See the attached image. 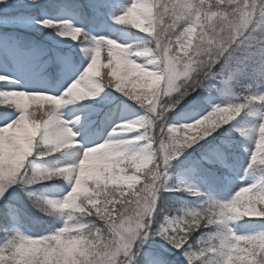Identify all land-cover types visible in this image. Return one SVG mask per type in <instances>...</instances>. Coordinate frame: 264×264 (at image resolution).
<instances>
[{
  "label": "clouds",
  "instance_id": "1",
  "mask_svg": "<svg viewBox=\"0 0 264 264\" xmlns=\"http://www.w3.org/2000/svg\"><path fill=\"white\" fill-rule=\"evenodd\" d=\"M153 2L151 16L133 11L121 17V23L130 24L151 39H144L131 52L126 51L124 45L107 40L113 49L110 55L124 58L128 64L139 70L133 77L137 85L133 99L139 97L141 106L147 107L149 111H153L154 101L158 100L164 105L173 101V96L168 93L172 91L170 82L179 74L178 65L182 63V59L178 53L181 50L185 57L191 51L199 58L201 64L197 67L202 69L199 78L204 83L211 80L208 78L211 69L204 70L209 54L214 53L220 46L231 47L235 44L234 55L264 62V0H227L223 8L220 7L221 0H211L210 9L205 7L204 0H173L172 11H169L165 0ZM176 5H179V13L175 10ZM193 10L205 12L203 24L208 31L202 36L190 23ZM196 18L201 19L199 12ZM77 38L78 33L72 35V39ZM132 56L145 57V63L154 66L145 68L143 64L132 60ZM8 81L9 77L0 76V85H4L0 89H9L0 91V103L24 108L30 105L43 107L55 105L60 99L44 93L16 91L7 86ZM182 86L181 84L180 87ZM239 111V107L234 109L231 106L213 108L207 115L192 123L170 125L169 139L165 141L160 138L163 146L152 147L153 141H149L137 148L134 159L122 165L120 182L113 181L116 186L105 193L112 200L117 194L128 199L126 202L116 201L120 203V208L108 213L106 218L100 212V200L93 195L83 198L76 191L75 184L62 198L45 196L40 201H30L39 214L51 219L54 230L45 235L33 236L25 234L19 227L0 228L4 236V243L0 244V264H136L138 256L130 255L131 245L142 238V233L147 235L144 233L145 222L152 223L155 192L158 186L163 187L166 184L170 175L168 169L161 171L162 165L158 161L165 155L173 154L177 148L191 147L198 143L205 138L203 134L209 128L231 121ZM165 115L168 117L169 113L165 112ZM139 126L142 125H131L133 129ZM32 127L35 129L38 126ZM239 131L249 139L255 135L254 158L264 154V122L258 128L251 126ZM74 135L73 133L66 140L60 141L45 138L44 147L55 152L61 147L73 146L76 143L72 139ZM121 143L122 141L106 140L95 145L93 149L86 150L85 154L89 151L94 155L109 152L118 149ZM261 158L264 159V155ZM72 171L74 165L71 164L63 168L55 167L49 170L46 178L66 177ZM116 172L113 169V175ZM0 175H3L2 170ZM104 175L107 184L109 173L105 172ZM236 196L239 197V206L230 207L222 202L223 206L217 209L216 214L220 218L217 223L222 228H226L227 221L236 214L264 217V210L253 203L246 189H240ZM58 224L60 226L57 227ZM180 230L185 229L181 227ZM218 243L229 253L226 264H258L253 251L257 248L264 251V237H239L233 243L230 229ZM259 264H264V259Z\"/></svg>",
  "mask_w": 264,
  "mask_h": 264
},
{
  "label": "snow or ice",
  "instance_id": "2",
  "mask_svg": "<svg viewBox=\"0 0 264 264\" xmlns=\"http://www.w3.org/2000/svg\"><path fill=\"white\" fill-rule=\"evenodd\" d=\"M4 2L5 0H0V3ZM31 2L36 3L37 0H31ZM204 3L206 8H211V0H204ZM226 3L227 0H221L220 7L223 8ZM165 4L168 5L169 11L174 10L173 0H165ZM153 8V0H129L128 3L121 6V10L117 14H110V19L115 24L127 27L130 24L121 23V17L133 11H138L144 16H151ZM175 10L179 13V5H176ZM197 12H199L200 20L196 18ZM9 15L13 16L20 14L13 12ZM204 17V11L193 10L192 19L190 21L192 26L196 28L197 33L201 36L208 31L206 25L203 24ZM37 23L42 24L44 27L55 29L57 35L63 38H70L73 42H77L81 46V51L84 52L85 56L89 59V63L85 65L84 71L75 81L67 86L66 90L61 95L48 94L60 97L55 105H47V107L30 105L24 108L0 103V109H3V112L0 113V170L3 171V175H0V198L4 197L6 191L16 184L27 187L53 179L55 176L51 179L46 178L49 175L50 169L37 167L35 160L45 156L62 153L68 158L67 162L56 168H63L68 164L74 165V171L69 173L66 177L59 176L68 181V192L72 190L75 184L76 191L80 193L83 198L93 195L94 198L99 199L100 212L104 214L106 218L108 213H112L114 209L120 208V203L116 201L122 200L126 202L128 199L126 196L117 194L115 199L112 200L105 195L106 192L111 191V189L116 186V183L120 182V170L122 169V165L126 162H131L135 157L136 149L142 145L148 144L149 141H153L152 147L163 146L160 144V138H163L165 141L169 139L171 136V132L169 131L170 125L188 124H170L165 112L170 113L175 111L188 97L195 99L193 93L199 95L198 90H209L206 83L202 82L199 78L202 74V69L198 68L197 65L201 64V61L191 51H189L186 57L183 56V50L178 53V55L181 56L182 63L178 65L179 74L170 82L172 91L168 93L172 95L174 99L171 103L166 105L161 104L158 100L154 101L155 107L153 111L155 115H153V111H149L147 107L141 106L139 97L133 99L136 95L135 89L137 86L133 77L137 75L139 70L128 64L124 58L110 55L113 49L112 46L107 43V40L114 39L105 36H90L83 28L75 26L69 20L52 21L50 19H42L37 21ZM130 28L135 29L131 25ZM76 33H78V38L72 39V35ZM148 39H151V37ZM241 39L243 38L241 37ZM116 43L124 45L126 51H133V47L130 45L122 44L117 41ZM235 47V44L231 47H218L214 53L209 54L207 66L204 69H211V71L208 72V78L222 82L225 86L222 91H224V94L229 96L230 99L224 105H211L209 101V106H206L204 110L189 117L192 122L204 117L211 112L213 108L222 109L228 106L234 109L239 107L240 111L234 119L225 122L222 126L229 125L230 122L234 121L245 111L249 115H258L261 119L260 123L264 122V111H261L260 108L257 107L258 104L264 106V93L257 94L254 91L257 86H264V62L250 60L246 56L234 55L233 50ZM102 53H104V63H101ZM131 59L137 61V63L143 64L145 68H152L154 66L151 63H145V57L132 56ZM102 68L105 69L103 73L101 72ZM242 73H250V82L244 87H237L239 83L238 78ZM0 76L9 77V84L15 83L8 75ZM181 84L183 85L182 87H180ZM105 88L119 89L118 92L138 102L144 109V115L136 120L124 122L114 127L113 132L109 134L106 140L122 141L118 149H113L98 155H94L89 151L86 155V150L93 149L95 145L102 144L106 140L88 145L80 143L77 139L79 134L74 131V129L76 125L81 123V117H76L75 121H65L61 119V113L58 110L74 102L95 98L99 96ZM13 89L28 93H43L24 91L17 88ZM5 90L9 89H0V91ZM8 109H13L14 112H9ZM260 123L253 126L258 128ZM134 124L142 126L133 129L131 125ZM32 125H37L38 127L34 129ZM220 128L221 126L209 128L203 135L207 138ZM132 132H136L137 135L130 139L123 138L122 134ZM73 133L75 135L72 139L76 141L73 146L61 147L59 151L55 152L44 147L43 140L45 138L57 141L66 140ZM255 138V135L251 138L254 142V150L248 148L244 149L249 157L248 166L249 168L255 167L264 169V159L261 158V155L264 154L257 155L255 158L253 156V153L256 152ZM106 147L108 146L106 145ZM188 148L189 147L177 148L173 154L165 155L162 160H159L158 164L162 165L161 171L168 169L171 166V161L180 157ZM211 155H214L219 162L223 163L226 160V157L220 149L211 150ZM203 159L209 164L214 162L208 155ZM81 161H83L82 165ZM195 164H199V162H195ZM113 169L117 170L114 175ZM105 172L109 173L107 177L109 182L107 184L105 183ZM77 179H79V183H77ZM240 189H246L252 197L253 203L261 210H264V204H261V201H264V186H244ZM162 191L186 192L192 196L202 198V202L198 208H182L179 210V215H165L162 221L157 222L154 213ZM237 192H235L231 199L225 202L204 193L195 185H183L174 188H168L166 185L163 187L158 186V190L155 192V210L152 212L151 216L152 223L148 224L147 221L145 222L146 227L144 228V233H147V235L142 233V238L137 239L131 245L132 251L130 255L139 256L143 246L149 239L158 236L173 248L181 251L189 264H226L229 253L218 241L224 236L228 229L231 230L233 243L237 242V238L239 237H245L246 239L264 237V231L255 234L237 233L231 227L230 222L246 217L241 214H236L233 218L229 219L226 228H222V226L217 223L220 218L217 216L216 212L218 208L223 206L222 202L227 203L230 207L239 206V197L236 196ZM67 193H65L64 196L67 195ZM25 195L30 201L34 202L40 201L43 198L28 191L25 192ZM196 221H198V223H196ZM181 227L185 230L181 231ZM210 227H214L216 230L207 235L202 233V239L198 242L200 243L199 249L193 250L192 244L190 243L193 236L198 232H202L203 229H208ZM173 229H175V231H173ZM53 230L54 229L51 228L49 232ZM253 255L256 256L258 264L264 259V251L258 248L253 251ZM152 264H163V261L159 258H153Z\"/></svg>",
  "mask_w": 264,
  "mask_h": 264
},
{
  "label": "rangeland",
  "instance_id": "3",
  "mask_svg": "<svg viewBox=\"0 0 264 264\" xmlns=\"http://www.w3.org/2000/svg\"><path fill=\"white\" fill-rule=\"evenodd\" d=\"M53 1L56 0H37L36 3H32L31 0H5L4 3H0V75H8L15 81V83L7 85L8 87L17 88L24 91L61 95L66 90L67 86L71 82L75 81L77 77L84 71L85 65L89 63V59L85 56L84 52L81 51V46L77 42H73L70 38H63L57 35L55 29L44 27L42 24L37 23V21L42 19H50L52 21L69 20L77 27H80V25L84 23V19L75 12L54 11L52 13H49L48 5H50ZM74 1V3L79 2L81 5H87L91 7L94 14L98 13V11L100 10L99 8L104 7L103 5H105V3H109L110 8L106 10L104 14L101 15V13H98L94 17L95 23L97 22L96 26L98 27H86V29L88 30L87 33H91V35L89 34L90 36L110 37L117 42L130 45L133 48H135L136 45L141 44L144 39H148V37H146V34L140 33L137 29L130 28V25L127 27L120 26L113 23V21L110 19V14H117L121 10V6L128 3L129 0ZM13 12L19 13L20 15L10 16L9 14ZM38 14L39 18L36 17ZM16 30L18 32H12ZM20 31H25V34H34L39 39L40 37H43L45 40L50 41L52 46L41 45V43L34 42L31 39L28 40V44L20 45V40L17 39V37L21 38L22 36L21 34H18L20 33ZM53 47H58L59 49H61V51L66 52L54 53L53 56H50V54H48V56L46 50ZM44 56L45 59L41 60ZM3 57L8 58L9 61L3 62ZM104 62V53H102L101 63ZM54 63L59 67V76H57L55 79V85L54 83H50L51 86H49L47 84L48 77L46 78V76H42V72L46 68H50L52 65H54ZM104 71L105 69L102 68L101 72L103 73ZM243 74L244 73H242L238 78L239 83L237 87H244L250 82L249 79L248 81H245ZM210 81L213 82V85H211V87H215L216 89L212 90L213 92L207 91V100L205 102V106H209V101L211 105L226 104L230 97L225 95L224 91H222L225 86L220 81ZM52 86H57L58 90L56 88V91L54 92V89L52 90ZM0 87H4V85H0ZM254 91L257 94L264 93V86H257ZM117 93L119 95V100L117 99L115 102L110 103V109L103 112L100 107L89 103L88 105H85L83 101L68 104L70 106L78 104L77 106L72 107V109L68 108V105H66L62 107L61 110H59V112L61 113V119L65 121H75L76 117H81V123L76 125L74 129V131L79 134L77 139L80 141V143L88 145L106 140L109 134L113 132L114 127L124 122L136 120L144 115V109L139 105L138 102L129 99L124 94L118 91ZM190 103L193 105L195 101H191ZM257 107H259L261 111H264V106H260L258 104ZM8 111L14 112L13 109H8ZM2 112L3 109H0V113ZM196 113L198 112L194 111L193 109L177 111L174 115L168 116V122L170 124L190 123L192 122V120L189 117L195 115ZM99 115L100 118L98 120ZM260 122L261 119L258 115H249L245 111L242 112L241 115L234 121L230 122L229 125H226L228 126V130H231L230 133L235 134L236 139L238 140V146L240 147L242 157L241 161L243 162L242 170L245 171H243L242 173L234 171V173L231 172V174L221 173L220 175L216 172H212V174L217 177V181H221V183L223 182V179L226 181L227 184L225 185L223 194L227 195V197H216V195H214V193L212 192V188H209V186H207L205 191H207L208 195H211L213 198L219 199L221 201H228L241 187L264 186V169L255 167L249 168V157L248 154L244 151L245 148L254 150V142L246 136H241L239 132V129L241 128L251 127L253 125L259 124ZM226 126H221V128L214 132L212 135L203 140H200L198 143L194 144L186 151H184L180 157L171 161V166L168 168V172L170 175L165 184L166 187L174 188L176 186L183 185H195L199 189L203 187L204 184L202 183H204V179H200L199 183H197L196 179H194L195 177L192 174L193 170L189 168L181 169L177 171L175 175H173L172 168L176 165L177 161L191 156V152L198 150L203 146H206L205 150L203 151L204 153H209V151L211 152V150L213 149H218L219 146L217 147V144H215V141H218L217 135L219 134L221 129ZM135 135H137L136 132L122 134L123 138L125 139H130ZM57 154H59V160L57 161V164L53 167H48V169L58 167L67 162L68 158L64 154ZM40 160L35 161L37 167L47 169L44 161ZM219 163L222 164V162ZM63 180V184H58L56 182H53V180L43 181L46 183L50 182V184L38 187L36 193H39V196L41 197L54 196L61 198L69 190L68 181L65 178H63ZM21 187L22 186L20 184H16L13 187L9 188L6 191L4 197L0 198V207L6 203L22 205L19 198L20 196L17 193V190ZM163 192L174 193L178 191ZM183 193L185 194L186 199L182 200V202L189 203L187 200L192 199L190 201L191 205L199 206L201 204L202 199H198L197 197L192 196L186 192ZM36 213L38 218H46L39 214L37 211ZM179 214L175 213L168 216ZM244 219L260 220L264 218L245 217L240 220L230 222L231 227L237 233L255 234L263 231L260 229H256L257 227H252L249 229V231H242V227L239 225V222H242ZM203 234L207 235L208 233ZM29 235H33L32 232ZM196 239V242L190 241L193 250L199 249L200 243H198V241L202 239V233L201 236L196 237ZM3 240L4 237L0 239V243H3ZM141 254L144 255L147 264H152L153 258H159L163 261V264H173L165 261L169 260L166 259L165 256L169 258L171 257L176 261H182L185 264H189L188 260L181 253V251L173 248L158 236L149 239V241L143 246Z\"/></svg>",
  "mask_w": 264,
  "mask_h": 264
},
{
  "label": "trees",
  "instance_id": "4",
  "mask_svg": "<svg viewBox=\"0 0 264 264\" xmlns=\"http://www.w3.org/2000/svg\"><path fill=\"white\" fill-rule=\"evenodd\" d=\"M74 0H56L51 2L50 5H48V10L52 11V9H57L58 11H71V12H79L81 16L85 15V17L88 18L90 15L91 8L87 5H81L79 2L74 3ZM77 6L81 7L82 9H77ZM39 17V15H37ZM29 38L21 37V44L26 45L28 44ZM244 79L245 81H248L250 73H244ZM206 84L209 85L208 89H211V85H213V82L206 81ZM199 95L196 93H193V99L192 97H188L185 99V101L182 103L181 106H179L175 111L170 112L168 116L174 115L177 111H185L186 109H193L194 111L200 112L204 110L205 106V97H206V91L205 90H198ZM111 99H118L119 95L117 91H115L113 88H105L104 91L95 98L87 99L86 103H91L94 105H100L104 106L105 108H108L110 105ZM195 101V103L192 105L190 102ZM78 104L74 105H68L67 107L72 109V107L77 106ZM61 110V109H59ZM58 110V111H59ZM231 130H228V126L223 127L219 134L217 135V140L215 141V144H217L218 149L225 152L227 155V162L231 163L234 161L235 156L239 157V151H238V140L236 139L235 134L230 133ZM206 146L201 147L198 150H195L191 152V156L187 158L180 159L177 161L176 165L173 166V169H182V168H188L193 167L195 171V177H205V178H213V174L211 173V170L213 171L216 166H218V162L216 161V158L214 155H211V152H203L205 150ZM233 154V155H232ZM208 155L210 159H213V163L209 164L206 161H204V157ZM49 156H45L43 158H48ZM198 158V159H196ZM48 163L46 164L48 167L54 166L55 161L51 160V158H48ZM195 162H199V164H195ZM187 163V164H185ZM195 165V166H194ZM221 169V166H220ZM219 169V171H220ZM39 184V183H38ZM31 185L27 187H21L17 190L18 195L20 196V202L21 204H9L6 203L0 207V228H12V227H19L23 232L29 233L30 231H39L38 233H48L49 230L53 227L52 221L47 220L46 223L43 224L41 222V219H37V213L36 210L32 207L30 200L25 195V192L28 188L30 190H35L37 188L36 185ZM29 192V189L27 190ZM203 191V190H202ZM204 192V191H203ZM205 193V192H204ZM35 195L39 196L38 193ZM185 199V196L182 193L178 194H170L166 192H161L160 198L158 199L157 203V210L155 211V216L157 222L162 221L165 215H172V214H179V210L184 209H193L198 208L199 206H193L191 205L190 201L192 199L187 200L189 203H184L182 200ZM10 206V207H9ZM239 225L242 227V231H249L252 227H257L258 229L264 230V219L260 220H246L244 219L242 222H239ZM57 227L60 226L59 224L56 225ZM216 229L214 227H210L208 229H203L202 232L196 233L193 238L192 242H196V237L201 236V233H208L211 234ZM3 235V232H0V236ZM165 260L168 263L173 264H185L184 262L176 261L173 258H169L165 256ZM136 264H147L146 259L144 258V255L140 254L137 257Z\"/></svg>",
  "mask_w": 264,
  "mask_h": 264
}]
</instances>
